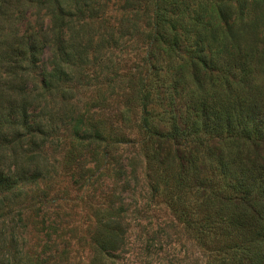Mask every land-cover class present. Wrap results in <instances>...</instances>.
I'll use <instances>...</instances> for the list:
<instances>
[{
  "label": "trees",
  "instance_id": "trees-1",
  "mask_svg": "<svg viewBox=\"0 0 264 264\" xmlns=\"http://www.w3.org/2000/svg\"><path fill=\"white\" fill-rule=\"evenodd\" d=\"M188 1L148 0L145 8L132 5L130 11H141L152 21L148 33L149 70L144 88H140L142 112L137 126L143 136L148 169L157 178L152 189L160 194L167 190L166 204L172 213L194 232L200 243L207 239L213 248L210 256L217 264H264V164L257 163L258 157L252 160L245 153L249 145L264 148V90L253 83V71L260 63L254 54L255 37L264 11L258 10V1L204 0L197 4ZM25 5L45 7L49 23L40 30L26 28L13 43L3 42L0 34V247L3 243H18L22 236L19 225L28 227L25 216L37 210V204L46 207L51 200L50 193L39 188L56 176L49 169H41L40 160L35 159L37 155H27L22 149L24 143L37 145L38 136L47 138L45 130L53 129L54 124L50 119L39 122L29 116L30 104L31 100H47L48 96L71 90L64 84L75 80L90 54L82 43L72 46L67 39L68 30L75 19H93L96 15V7L90 0H0V22L6 19L2 15L10 12L11 7ZM248 9L257 15L247 18L251 12ZM236 11L240 15V29L235 28L236 18L231 21ZM216 14L220 23L212 24L210 19ZM27 21L30 25V19ZM240 34L250 35L252 43L246 45ZM157 47L160 55L154 52ZM33 73L41 77L22 86L35 77ZM189 77L195 80L200 92L187 95L185 111L179 114L176 101L182 95L178 92L186 90ZM7 89L16 93L18 99L9 95ZM161 89L170 93V99L160 114L156 106L161 104L158 101ZM44 108L46 104L40 109ZM89 113L77 116L68 125L76 144L74 149L82 151L93 144L104 145L106 157L109 147L120 145L123 140L107 135ZM126 121L122 115L121 122ZM117 130V135L123 134L121 128ZM154 138L159 141L196 138L201 142L218 139L230 147L233 155L228 156L222 150L215 155L210 151L206 175L201 174L195 160L188 162L187 167L181 164L174 169L167 158L160 162L159 175L160 171L154 168L157 154L147 149ZM13 145L14 149L9 151ZM109 162L107 170L128 184L125 164L118 159H114L113 166ZM158 178L172 184L162 188ZM191 185L208 192L194 207L195 212L180 202L186 187ZM122 193L118 201L110 199L107 206L93 211L89 232L93 256L88 264H116L118 255L125 250L130 225ZM175 193L177 197L171 195ZM46 223L51 230L48 233L51 249L43 264H61L57 263L59 255L66 254L64 250L59 252L61 243L56 244L61 239L57 234L61 224L56 217ZM16 256L7 253L2 264H22Z\"/></svg>",
  "mask_w": 264,
  "mask_h": 264
},
{
  "label": "rangeland",
  "instance_id": "rangeland-1",
  "mask_svg": "<svg viewBox=\"0 0 264 264\" xmlns=\"http://www.w3.org/2000/svg\"><path fill=\"white\" fill-rule=\"evenodd\" d=\"M147 1L90 0L96 7L94 13L97 16L95 15L93 19H75L76 22H71L67 39L72 46L79 43L86 45L85 48L89 49V60L79 69L73 82L64 84V87L71 89L68 93L56 94L55 97L48 96V102L44 99L31 100L29 116H34L39 122L50 119L54 126L53 129L45 130L48 131L45 132L47 138L41 139V136H38L37 145L29 146L24 143L22 149L27 155H37L35 159L40 160L41 169L45 171L49 169L56 176L50 181L47 179L39 188H45L50 193L51 200L46 207L37 204V210L25 216V224L28 227L19 225L22 236L18 243L13 245L3 243L0 247V264L5 263L7 253L18 255L17 260L22 261V264H43L50 255L48 233L51 230L46 222L52 217H56L61 224L57 231L61 239L56 243H61L58 247L59 252L64 250L66 253L64 257L59 255L57 263L88 264L93 256L89 243L93 211L97 207L107 206L112 201L110 199L118 201L122 192V196L126 197L125 207L128 208L126 215L130 231L125 250L118 255L116 264H217L210 256V249L213 248L207 239L200 243L194 232L172 213L166 204L169 198V195L165 194L167 190H164L162 195L152 189L157 178L153 177L148 169L142 145L143 136L137 130L142 112L140 88H144V79L149 70L147 58L151 42L148 33L152 21L143 16L141 11L130 12L132 5L136 8H145ZM201 1L204 0H189L188 3L197 4ZM249 1H252L251 3L258 1L260 6L258 10L264 11V0ZM44 9L43 6L29 5L11 7L10 12L2 15L6 19L0 22L3 42L13 43L26 28L34 27L40 30L45 27L49 23V18ZM4 11L2 10V13ZM247 11L249 13L251 10ZM238 14L237 11L234 12L235 17L231 21L236 18L235 28L240 29ZM254 15L257 14H253L252 10L247 18ZM29 19L30 25L27 21ZM210 22L220 23L217 14ZM239 37L246 45L252 43L250 35L240 34ZM255 38L257 45L254 54L260 59V63L253 71V83L264 90V18L258 22ZM249 42L250 44H247ZM154 52L160 55L158 47L154 48ZM32 76L35 77H31L30 82L22 86L31 85L36 78L41 77L36 73ZM218 84L222 85L220 81ZM198 88L195 80L189 77L185 85L186 90L178 92L182 95V98L176 101L179 114L185 111L187 95L189 96L191 92H200ZM8 91L9 95L18 99L16 93ZM159 92L158 101H161V104L156 106V109L161 114L170 99V93L168 94L166 89ZM44 104L47 108L40 109ZM87 113L95 116L97 125L103 127L107 135L118 136L123 140L120 145L109 147L106 157L104 145L99 147L93 144L89 149H81L82 151L74 149L76 144L68 125L74 123L77 116ZM122 115L128 122H121ZM117 127L123 130L122 135L120 133L117 135ZM202 140L203 142L189 138L159 141L158 138H154L147 149L150 153L152 149L157 154L154 168L160 171L159 175L162 171L160 162L166 161L167 158L174 169H178L181 164L187 167L188 162L195 160L201 167V174L206 175L209 166L206 157L210 151L215 155L220 150L228 156L233 154L230 147L221 140L209 138ZM12 149L14 145L9 151ZM245 151L246 156L249 155L252 160L258 157L257 163L264 164V148L249 145ZM114 159L125 164L128 184H124L119 176L116 177L107 170L106 163L110 161L113 166ZM158 181L159 183L162 181V188L165 184H172V181L167 179L158 178ZM191 186L186 187L180 202L187 210L195 212L194 207L202 202L208 192L196 185ZM171 195L177 197L176 193Z\"/></svg>",
  "mask_w": 264,
  "mask_h": 264
}]
</instances>
